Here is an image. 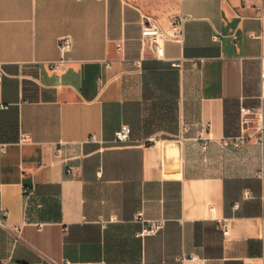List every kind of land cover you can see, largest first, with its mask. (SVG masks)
Wrapping results in <instances>:
<instances>
[{
    "label": "crops",
    "instance_id": "1",
    "mask_svg": "<svg viewBox=\"0 0 264 264\" xmlns=\"http://www.w3.org/2000/svg\"><path fill=\"white\" fill-rule=\"evenodd\" d=\"M259 2L0 0V264H264V141L222 143L242 105L264 118ZM179 16L158 57L143 25ZM139 210L162 228L138 236Z\"/></svg>",
    "mask_w": 264,
    "mask_h": 264
},
{
    "label": "built area",
    "instance_id": "2",
    "mask_svg": "<svg viewBox=\"0 0 264 264\" xmlns=\"http://www.w3.org/2000/svg\"><path fill=\"white\" fill-rule=\"evenodd\" d=\"M257 7V15L259 17H264V0H260L259 3L256 4ZM185 16H179L172 18L169 29H165L157 23L148 22L145 23L142 27V37L145 42H147L155 51L158 57H164V38L171 39H182L183 37V28L182 21ZM220 33L216 32L213 35L214 39H219ZM233 38H238V33H233ZM73 39L70 34L63 35L60 38V47L63 51H66L72 47ZM65 62L64 58L54 60L50 62L51 67L62 66ZM140 65V61H136ZM171 64L174 66H181L182 59H172ZM3 72L2 67L0 66V78ZM241 119L243 123L248 124L249 122H253V128L251 132L242 131L238 135L223 137L222 143L225 146H233L236 148H241L245 144H247L251 139H255L257 142L264 141V118L263 112L260 109L252 108L247 105L241 106ZM211 122L206 121L201 123L200 128L197 131L196 138H198L203 148L208 146V142L210 137L205 134V132L210 127ZM183 130L188 129V124L184 123L182 126ZM157 135H150L147 139L148 141H154L157 139ZM90 140H97L96 134H91L89 137ZM131 129L127 123H123L116 131L114 135V140L117 142L127 143L131 141ZM55 155L57 159L63 161L66 165V171L75 174L78 172L79 166L71 161L72 157L66 155L62 146L56 147ZM33 187L27 184L24 185V192L30 193L32 192ZM238 204V202L236 203ZM135 220L141 223V227L137 232L138 236H145L157 233L165 223L164 217H155L150 218L147 217L143 210H139L135 215ZM223 232L228 234L230 232V226L228 220L225 219L222 222ZM263 254H264V236H263ZM197 255H193L196 257Z\"/></svg>",
    "mask_w": 264,
    "mask_h": 264
}]
</instances>
